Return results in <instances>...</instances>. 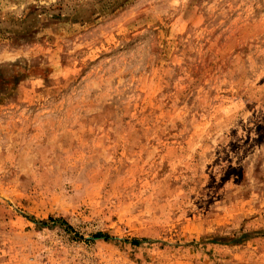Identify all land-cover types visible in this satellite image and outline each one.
<instances>
[{
  "label": "rangeland",
  "instance_id": "1",
  "mask_svg": "<svg viewBox=\"0 0 264 264\" xmlns=\"http://www.w3.org/2000/svg\"><path fill=\"white\" fill-rule=\"evenodd\" d=\"M0 264H264V0H0Z\"/></svg>",
  "mask_w": 264,
  "mask_h": 264
},
{
  "label": "trees",
  "instance_id": "2",
  "mask_svg": "<svg viewBox=\"0 0 264 264\" xmlns=\"http://www.w3.org/2000/svg\"><path fill=\"white\" fill-rule=\"evenodd\" d=\"M60 223L66 225V223H65L63 220H60ZM95 237H96V238L103 239L104 241H109V240L112 239V238H111L109 235H107V234H97ZM131 244L136 245V244H138V241H136V240H132V241H131Z\"/></svg>",
  "mask_w": 264,
  "mask_h": 264
}]
</instances>
